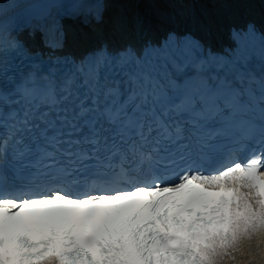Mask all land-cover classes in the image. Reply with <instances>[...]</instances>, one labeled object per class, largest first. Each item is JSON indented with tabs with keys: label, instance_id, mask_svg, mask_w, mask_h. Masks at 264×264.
Instances as JSON below:
<instances>
[{
	"label": "snow or ice",
	"instance_id": "1",
	"mask_svg": "<svg viewBox=\"0 0 264 264\" xmlns=\"http://www.w3.org/2000/svg\"><path fill=\"white\" fill-rule=\"evenodd\" d=\"M30 23L0 24V158L11 150L38 197H6L0 175V264H211L216 242L264 226V147L213 174L196 162L241 131L264 145V106L258 123L246 119L239 47L204 56L170 36L58 69L12 35ZM164 62L179 81L161 83ZM129 181L83 198L63 186Z\"/></svg>",
	"mask_w": 264,
	"mask_h": 264
},
{
	"label": "clouds",
	"instance_id": "2",
	"mask_svg": "<svg viewBox=\"0 0 264 264\" xmlns=\"http://www.w3.org/2000/svg\"><path fill=\"white\" fill-rule=\"evenodd\" d=\"M222 264H264V236L260 237L259 242L255 237L250 243L246 242Z\"/></svg>",
	"mask_w": 264,
	"mask_h": 264
},
{
	"label": "bare ground",
	"instance_id": "3",
	"mask_svg": "<svg viewBox=\"0 0 264 264\" xmlns=\"http://www.w3.org/2000/svg\"><path fill=\"white\" fill-rule=\"evenodd\" d=\"M128 5L131 6L130 3H128ZM206 5H207V8H210V7L215 6V5H213L211 2H207ZM126 6H127V5H126ZM131 7H132V6H131ZM131 7H129V8H131ZM132 8H133V7H132ZM133 9H134V8H133ZM184 15H185V13H184ZM109 16H110V19L113 20V19H115V18L117 17V13H116V12H110V13H109ZM246 242H249V243H250L251 240H250V239H246V238H243V239L239 240V241L237 242V244H236V245L230 250L229 254H224L225 257H224L223 260H221V261H219V262L212 263V264H222V262L225 261L226 259H230V258L233 256V254H234L235 252H237V251L241 248V246H243Z\"/></svg>",
	"mask_w": 264,
	"mask_h": 264
}]
</instances>
